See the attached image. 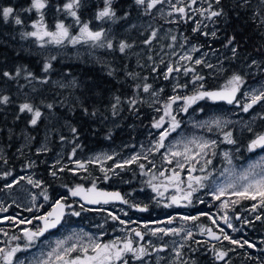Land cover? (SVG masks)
Here are the masks:
<instances>
[{"label": "rangeland", "instance_id": "obj_1", "mask_svg": "<svg viewBox=\"0 0 264 264\" xmlns=\"http://www.w3.org/2000/svg\"><path fill=\"white\" fill-rule=\"evenodd\" d=\"M64 2L65 0L60 5ZM176 2L177 0H171V3ZM208 2L209 0H198L197 4L192 5L191 8H186V15L181 17L178 13L172 12L169 0H164V3L151 9L158 15V18L154 16H146L141 19L136 17L126 24V28L139 24L146 27L149 37L152 31H155L156 36L152 39L163 41L161 46L165 51H161L158 57L152 61L149 69L150 74H148L150 79L155 80L158 78L159 83L157 85L152 84L151 91H156L159 95L153 97L150 91L145 93V97H143L147 112L151 113L148 116L151 125L145 126V132L138 137L131 147L128 148L129 145H125L126 149H122L123 144L103 146L93 148L94 150L86 154H79L76 146L60 144L48 158L50 166L59 167L72 162L74 167L70 170L76 173L81 182L73 186L68 183L64 184L61 191L56 192L54 195L49 193L45 182L38 173L39 169L37 167L43 164L45 155L40 156V161H37L33 156L29 150L28 140L30 134L24 133L23 135V142L18 152L23 157V162L17 166L18 171L13 172L4 162L0 163V208L6 209V211H0V248L15 247L16 245L21 247L22 250L17 252L13 258L14 264H20V261H24L25 264L27 262L26 258L28 260L27 264H36L37 261L48 260L47 254L52 252L53 249L62 251L63 248L70 247L73 244L77 245L78 250L70 253L71 257H83L84 254L79 251L80 247H89L87 255H94L90 248L91 243L110 244L116 242L117 247H122L126 239L133 240L134 247L143 246L146 249V254L140 260H136L131 253H125L122 259L126 260L127 264H180L184 258L183 253L187 242L191 238L199 237L198 234L205 219L215 228L223 229V236L226 234L230 240L240 241L243 244V247H241L230 243L229 240H224L222 237L220 241L208 245L211 259L207 260L208 262L205 264H264V215H262V221L257 222L249 217L248 211L244 210L242 212L238 207L241 204L254 211L253 205L260 198L258 197L256 200L246 199L241 202L243 199L232 195V189H227L225 194L221 195L218 200L214 198V193L218 195L215 189L219 185L227 186L231 183L239 187L247 183L241 177L247 174L249 165H260L262 158H264V149L257 148L250 152L248 145L245 148L247 152L241 157V160H237L235 155V152L240 150L238 141L244 138L242 133H246L249 128L259 124L261 117L264 118V115L260 116V114H264V100L257 102L247 112L243 111V105L251 102V95H258L261 91H264V65L258 63L259 60L256 57L246 59L241 63L240 69H235L231 65L230 59H237L239 62L237 55H234L231 51L232 47L237 49L236 40L229 47L224 45L227 44L229 37L234 36V32L222 34L224 17L215 18V22H213L195 11L197 8H207ZM190 3L191 0H184L183 4L177 6L182 7ZM29 4L24 7L29 6ZM49 4L50 6L44 10L45 24L49 29H54L56 20L61 19L64 20L66 25H71L70 33L72 35H78L79 26L74 25L72 18L56 12L55 6L58 3L49 1ZM250 4L254 7L251 10L252 16L255 13V18H259L261 23L258 24H261L260 29L262 31V28H264V23H262L264 21V10L261 9L260 0H252ZM9 6L13 7L12 5ZM24 7H13L23 21V24L20 25L21 33L34 31L35 29L31 28V24L39 19V14L35 11L32 13L20 11ZM102 7L103 4L100 8ZM214 7L217 6L214 5ZM98 9L93 12L90 19L83 22L90 21L92 30H99L101 27L106 29L107 39L111 40L116 35L112 34V22L96 21L94 14ZM170 12L171 15H169ZM189 17L191 18L189 19ZM197 22H201L200 33L192 31ZM204 25L207 27H204ZM212 31H216V37L211 36ZM204 32L209 33V35H203ZM172 37H176V39L173 40ZM25 39L27 40L23 42V45L28 48L38 45L39 48H46L50 52H67L68 55L74 56L81 52H88V54L92 52L91 42L85 43L82 41L73 45L65 41L61 45H55L47 43V37L44 38V41H37L35 37ZM41 44H43L42 47ZM194 45L199 51H192ZM186 55H191L192 60L181 59L182 56ZM197 59L202 60V63L195 64ZM253 60L257 61L259 66L252 65ZM149 61L151 60L146 63L151 64ZM207 65H211V67ZM168 66L178 67L181 71H174L170 74L167 80V90L163 95L165 84L162 81L165 80L164 73L167 71ZM184 68H190L193 71L185 74ZM233 74L240 75L243 78V83L240 85L238 95L232 104L216 103L205 98L189 107L187 112H183L180 110L183 107V101H177L172 106V114L176 117L180 126L166 137L164 147L159 150L156 149V143L159 141L162 129L153 128L152 125L164 114L163 105L169 97L173 95L191 96L197 90L204 91L212 87H226ZM195 76L206 78L207 81L203 79L195 80ZM142 78L145 79L146 76L144 75ZM58 82L65 84L69 82V79L62 78ZM155 82L157 81L155 80ZM147 83L149 84V82ZM207 83L211 86L207 87ZM177 85L180 87H177L174 92L173 88ZM200 85H203V88H200ZM161 89H163L162 92ZM245 93L249 95L246 96ZM157 109H160V111H157ZM217 120L220 121V126L214 123ZM169 123L170 118L165 117L162 128L168 127ZM228 132L232 134L231 138L235 143L229 144L225 141L224 134ZM262 134H264V128ZM48 135L47 132L44 133L43 139L34 146V151L42 146L47 148ZM256 136L257 134L250 142ZM194 138L214 140L216 141L214 147H222L220 149L210 148L207 150V155L187 161L183 155L174 157L170 154V149L174 152L184 153L187 144L191 149L189 155H195L199 150L195 145L188 144V141ZM74 148L75 152H73ZM225 152L229 154L231 164L225 159ZM141 155L147 156L149 159L146 164L144 160H140ZM0 156L5 157L3 149H0ZM133 156L138 157L134 163L139 162L137 166L139 172L142 173L143 182L136 190L128 189L124 191L126 199L124 204L86 206L78 199L69 196V189H73L77 185L94 184L100 187L112 188L107 184L99 185L96 175L89 174V169L92 168L91 166L88 167V163L99 167L103 174L102 177H113L119 173V169L122 170L124 165L129 164L125 161L131 160ZM107 157H111V159ZM207 160H211V164H206ZM57 161L59 162L57 163ZM178 161L184 165L183 168L177 166ZM77 162L83 163L84 168L77 167ZM148 162L150 164H147ZM117 164L123 165V167H117ZM141 165H143V168H141ZM201 168L204 170L201 171ZM50 169L52 168L50 167L47 170L50 171ZM190 169L192 170L190 171ZM254 171L260 173L262 167L257 166ZM5 173H11V175L5 176ZM161 173L164 175H161ZM174 173L179 174L178 180L170 179ZM190 176L207 177V179H202L201 185L203 186H200L194 181H190ZM21 177L24 179H21ZM28 178L39 181L40 186L35 187L33 184L28 183ZM85 181H88V183ZM189 183H192L196 191L192 193L189 199H184L190 191ZM6 184H12V187L7 188L5 187ZM198 190H201V193H198ZM206 190L208 191L206 201L208 207L205 206V201L201 197V195L205 196L207 194ZM42 193L47 194V201H45ZM194 193H197L198 196L193 195ZM34 197L35 199H33ZM173 197L178 200V203H172ZM56 200H62L66 203L67 213L62 224L38 237L30 247L25 248L28 242L23 238V230L26 228L32 231L39 229L40 222L36 217L46 213ZM150 201H155L157 204L154 210L149 207ZM233 201H236V203H233ZM199 203H203L204 208H199ZM135 204H142L147 209H145V212L133 210L132 206ZM222 204H227V207L222 208ZM69 205L71 207H68ZM72 212H78L79 215H72ZM105 215L113 221L112 228L103 221ZM209 216L212 219H209ZM113 217H116V219H113ZM184 217H196V219H184ZM225 217H227V220H225ZM22 220H32V223H20ZM213 220H215V223H213ZM229 223L231 227H229ZM156 229H164L165 232H156V235H153L152 232ZM170 229L175 230V232H169ZM107 231H112L113 234L104 235ZM137 231L142 234L143 239L135 235ZM13 236L20 237V239L12 240L11 237ZM57 241L65 242L62 248H57ZM245 241L253 244L254 247L249 248L248 244L244 243ZM159 249H163V251H159ZM219 251L227 253L223 260L216 259V253ZM51 260L52 264H58L55 261V254H53ZM0 264H3L2 260H0ZM112 264H122V261H113Z\"/></svg>", "mask_w": 264, "mask_h": 264}, {"label": "trees", "instance_id": "obj_2", "mask_svg": "<svg viewBox=\"0 0 264 264\" xmlns=\"http://www.w3.org/2000/svg\"><path fill=\"white\" fill-rule=\"evenodd\" d=\"M49 1L61 4L64 0ZM251 1L249 0V4L244 7L237 6L241 0H222L221 2V7L227 13V19L224 18V29L221 30L222 34L234 32L236 38L238 51L235 55L239 62L237 59L229 60L235 69H240L241 63L246 59L255 57L259 60L258 63L264 65V33L261 34L264 28L261 31V24H258L261 23L259 18L252 16L251 10L254 7L250 4ZM29 3L30 0H0V7L12 5L18 8ZM84 3L86 6L78 11L82 21L90 19L93 12L101 7L102 0H84ZM260 6L264 10V4ZM114 7L118 16H124L127 12L128 17L111 23L112 34L118 35H114L111 39L113 49L90 45L92 49L90 54L81 52L76 56L68 55L67 52H50L46 48H39L38 45L33 48L25 47L23 42L27 39L21 38L20 25H15L12 21L5 24L0 19V95L10 97L8 104L0 105V149L5 152V157L0 156V163L4 162L13 172L18 171L17 166L23 162V157L18 154L23 135L30 134L29 150L33 156L40 161V156L45 155L43 164L38 165L37 168L51 195L61 191L64 184L73 186L81 182L76 173L70 170L74 167L72 162L59 167L50 166L48 158L60 144L76 146L79 154H85L93 148L111 145L125 144L129 145L127 146L129 148L145 132V126L151 125L148 119L151 113L147 112L146 103L144 105L145 93L142 85L147 82L151 86L159 83L158 78L155 82L148 77V74H150L152 61L161 51L165 52L161 46L163 41L152 39L150 44L145 45L143 41L149 38L146 27L139 24L126 28V24L136 17L158 18V15L153 10H146V4L135 5L134 0H115ZM121 41L131 44L132 47L121 53L118 50ZM53 56L55 59H52ZM148 60H151L149 61L151 64L146 63ZM45 63L51 64L48 72L43 71ZM17 68L21 69L19 77H15ZM110 70L114 72V75H108ZM4 71L12 73L15 78L9 80L4 77L2 75ZM29 72L36 79L27 78ZM128 73L135 74L136 78L133 79ZM144 75L147 79L142 78ZM62 78H68L69 82L65 84L58 82ZM41 80H47V83H41ZM203 80L207 81L206 78ZM162 82L165 84L163 91L165 95L168 81ZM137 84L141 85L140 89L135 88ZM206 86L211 85L207 83ZM116 96L120 97L121 103L113 114L111 105L115 103ZM133 98L137 99L135 105L127 103ZM25 102L31 103L42 112V117L35 127L29 124L31 114L19 113V105ZM47 104H52L53 108H47ZM84 108L88 109L87 114ZM94 111L96 115H92ZM72 127L77 129V134L74 135L71 132ZM263 128L264 118L261 117L259 124L251 127V131L248 129L246 133H242L244 138L238 141L240 150L235 152L237 160H241L247 152L245 148L250 140L256 134H262ZM45 132L49 134L47 151L38 153L34 151V146L43 139ZM61 136L65 137L64 141H61ZM138 163L126 164L122 170L119 169L117 175L105 178L102 177L99 167L88 163V167L92 168L89 169V174L96 175L99 185L107 184L123 191L136 190L143 182ZM50 167L52 169L48 171ZM61 168L64 170L60 171ZM53 171L56 172V176L51 175ZM85 182L88 183V181ZM244 200L246 199L241 202ZM255 205L254 211L245 205L239 204L238 207L242 212L248 211L249 217L257 222L262 221L264 207L260 206V200L256 201ZM149 207L154 210L157 204L155 201H150ZM257 216L260 219H257ZM103 221L112 228L113 221L106 215ZM112 233L107 231L104 235H112ZM209 244L213 242L204 237L191 238L186 244L184 258L180 264L208 262L207 260L211 259Z\"/></svg>", "mask_w": 264, "mask_h": 264}, {"label": "snow or ice", "instance_id": "obj_3", "mask_svg": "<svg viewBox=\"0 0 264 264\" xmlns=\"http://www.w3.org/2000/svg\"><path fill=\"white\" fill-rule=\"evenodd\" d=\"M198 0H191L190 4H185L182 7H178V4H183L184 0H177L176 3H171V0H169L170 7L172 9V12L178 13L181 17L186 15V8H191L192 5L197 4ZM222 0H209L208 7L207 8H197L195 9L196 12H198L201 16L205 17L207 20L215 22V18L218 17H224L225 20L227 19V13L225 12L223 7H219L221 5ZM115 0H102L103 7L99 8L95 14L94 19L99 22H105L110 21L112 23H116L118 20L127 19L128 13L125 12L124 16H118L117 11L114 7ZM135 5L137 6H144L146 4V10H151L156 7L158 4L164 3V0H134ZM261 4H264V0H260ZM249 4V0H241V2L237 5L239 7H244ZM217 6V7H214ZM50 6L49 0H30V4L27 7L22 8L20 11L26 12V13H32L35 11L39 14V19L36 20L31 24V28L35 29L34 31H25L21 33V38H27V37H35L37 41H44V38L47 37V43L55 44V45H61L65 41L70 42L71 44L75 45L80 42H91V44L95 47H107L108 49H113V43L111 40L107 39V30L104 28H100L99 30H92L90 28V21L89 22H83L78 14V11L86 6L84 3V0H65V2L60 5L57 4L55 6L56 12L63 13L66 17L72 18L74 25L79 26V34L78 35H72L70 33V27L71 25H66L64 20L57 19L54 24V29L50 30L49 27L45 24V14L44 10ZM172 13L170 12L169 15ZM191 17H189L190 19ZM255 18V13L254 17ZM0 19L7 24L10 21H12L15 25H22L23 21L16 10L11 6H4L0 7ZM264 23V21H262ZM204 27H207L204 25ZM201 28V22H197L196 27L192 29L194 33H200ZM203 35L207 36L209 33L204 32ZM217 33L216 31L211 32L212 37H216ZM156 36V32L152 31L151 36L148 39H145L143 43L145 45L150 44L152 38ZM173 40L176 39V37H172ZM235 36L229 37L228 42L225 47H229L235 43ZM43 44H41V47ZM132 47L131 44L126 43L125 41H121L118 46V50L121 53H124L126 49ZM171 47V45H170ZM192 51H199V49L194 45L192 47ZM231 51L235 55L237 49L236 47H232ZM52 59H55L53 56ZM151 59V57H149ZM181 59L186 60H192L191 55L182 56ZM202 63V60L197 59L195 60V64L199 65ZM252 65L259 66L257 64V61L253 60ZM208 67H211V65H207ZM51 68L50 63H45L43 65V71L48 72ZM179 72L181 71L180 68H174L172 66L167 67V71L164 73V79L168 80L169 76L173 72ZM183 71L185 74H187L190 71H193V69L190 68H184ZM21 74V69L17 68L15 72V77H19ZM2 75L9 80L14 79L12 73L8 71H4ZM108 75H114L113 71H109ZM130 77L133 79L136 78L135 74L128 73ZM27 78L30 79H36V77L31 73H27ZM147 79V78H145ZM195 80H202L203 77L201 76H195ZM41 83H47V80H41ZM75 83V82H73ZM243 83V78L238 74H233V76L230 78V80L227 82V86L220 90V91H200L197 90L193 95L191 96H179V95H173L168 98V101L164 103L163 105V111L164 114L160 116L159 120L155 121L152 125L153 128L156 129H162L160 132L159 141L156 143V149L159 150L160 148L164 147V141L166 137L171 132H174L179 126V122L176 120V117L172 114V106L177 102L182 100L183 101V107L180 109L183 112H187L189 107H191L193 104H195L199 100H203L205 98L210 100H225L228 104H232L234 102L235 96L237 91H239L240 85ZM61 87H64V85H60ZM180 87L177 85L173 88V91H176V88ZM186 87V85H185ZM136 89H140L141 85L137 84L135 85ZM200 88H203V85H200ZM152 89V86L148 83H144L142 85V90L144 93H149ZM161 92L163 89L160 90ZM151 95L153 97H157L159 94L156 91H151ZM245 95H249L248 93H245ZM115 103L111 105L113 109V114H115V110L117 106L121 103L120 97L116 96L114 97ZM264 100V91H261L258 95H251V102L243 105V111L247 112L250 108L253 107L257 102ZM10 102V97L8 95H0V105L8 104ZM130 105H135L137 103V99H129L127 101ZM47 108L52 109V104H47ZM84 112L87 114L88 109L84 108ZM157 111H160V109H157ZM19 113H29L31 114V119L29 121V124L33 127H35L38 124V121L42 117V112L39 108L34 107L31 103L25 102L21 103L19 105ZM92 115H96V112L94 111ZM165 117L170 118L169 126L166 128H162V125L165 123ZM214 123L217 126H220V121H214ZM203 126V125H201ZM249 131H251V128H249ZM71 132L75 135L77 134V129L75 127L71 128ZM225 141L229 144L235 143V141L231 138L232 134L230 132L224 134ZM61 141L65 140V137H60ZM188 144L195 145L196 148L199 150L195 153V155H189L191 152V149L185 145V151L184 153L180 152H174L170 149V154L174 157L176 156H184V159L187 161L189 159H196L197 157H202L207 155V150L210 148H213L216 145V141L214 140H205V139H192L188 141ZM257 148L264 149V134H259L256 136L255 139H253L249 145L248 150L251 152ZM41 151H47L46 147H41L40 149H37V152ZM73 152H75V148L73 149ZM215 154V153H213ZM224 157L227 160L229 164H231V159L229 158V154L227 152L224 153ZM108 159H111V157H107ZM138 157L133 156L131 160L125 161V163H131L137 160ZM167 159V157H165ZM59 161H57L58 163ZM171 163V161H169ZM206 164H211V160H207ZM117 167H123V165L117 164ZM177 166L180 168H183V164H181L179 161L177 162ZM257 166L262 167V171L260 173H256L254 169ZM77 167L83 169L84 164L77 162ZM141 168H143V165H141ZM64 169L61 168L60 171H63ZM192 169H190L191 171ZM201 171L204 169L201 168ZM227 171V170H226ZM5 176L11 175V173H5ZM52 176H56V172L53 171L51 173ZM161 175H164L161 173ZM252 177L251 179L249 177ZM21 179H24L21 177ZM170 179L178 180L179 174L174 173L173 177ZM207 179V177H191L190 181H194L197 185H201V180ZM241 179L247 181V183L240 185L239 187L235 184L229 183L227 186L219 185L216 187L215 192L218 193L216 195L214 193V198L219 199L221 195H224L227 189H232V195L239 197L241 199H251L256 200L258 197L260 198V206L264 207V158H262L261 164H250L249 170L247 174L243 175ZM28 183L33 184L35 187L40 186L39 181H33L31 178H28ZM5 187L11 188L12 184H6ZM189 189L190 191L187 193V195L184 197V199H189L193 192L196 191V188L192 186V183H189ZM155 191V188L153 189ZM88 193L94 194V197L90 198L88 196H82V194L85 192V189L82 187H77L75 189H69V192L71 196H82V198L87 199L88 203H99L100 197L105 198H111L119 200L121 199L119 193H104V192H97L95 190V187L88 189ZM44 196L45 201L48 200V196L46 193H42ZM35 199V197L33 198ZM105 203L108 202V199H104ZM172 203H178V200L173 197ZM233 203H236V201H233ZM68 207H71L70 205ZM221 207H227V204H222ZM64 208L65 205L60 201L57 200L55 205H53V209L51 212H48L46 215H41L36 217V219H39L44 222V226L42 228H39L35 231L24 229L23 230V238L27 240V244L25 245V248L30 247L35 240L43 236L44 233L49 228L56 227L57 224L60 223L61 217L64 215ZM256 205H253V210H255ZM141 211H144L145 209H140ZM0 211H6V209L0 208ZM31 211V209H29ZM72 215H79L78 212H72ZM113 219H116V217H113ZM184 219H196V217H184ZM209 219H212L211 216H209ZM257 219H260L259 216H257ZM225 220H227V217H225ZM123 223V221H121ZM20 223H28L31 224L32 220L27 221H20ZM171 223V221H169ZM213 223H215V220H213ZM229 227H231V224L229 223ZM169 232H175V230L170 229ZM223 232V229H221ZM156 232H165L164 229H156L152 232L153 235H156ZM208 235L211 236L213 239L219 240L220 237L216 236L215 233L211 231V229L207 230ZM167 234V233H165ZM135 235L139 237L140 239H143V236L140 232H135ZM190 235V233H189ZM12 240L20 239V237L13 236L11 237ZM224 240H229L230 243L237 244L241 247H243V244H241L240 241L236 240H230L228 235L223 236ZM64 241H57V248H62L64 245ZM244 243L248 244V247H254L253 244L248 243L245 241ZM91 251L94 253V255H87L89 247H80L79 251L83 253V257L76 256L71 257L70 253L75 252L78 250L77 245L73 244L70 247L63 248L62 251H57V249H53L52 252L48 253V260H40L37 261L36 264H52V256L55 254V261L58 262V264H112L113 261H122V264H127L126 260H123V255L125 253H131L133 257L136 260H140L145 254L146 249L141 247H134L133 241L128 239L123 242L122 247H117L116 242H112L110 244H100L93 242L90 245ZM22 249L19 245H16L15 247H9V248H0V260H2L3 264H14L13 258L15 257L17 252H20ZM159 251H163V249H159ZM179 255V253H177ZM227 255L224 251H219L216 253V259L223 260L224 257ZM20 264H24V261H20Z\"/></svg>", "mask_w": 264, "mask_h": 264}, {"label": "water", "instance_id": "obj_4", "mask_svg": "<svg viewBox=\"0 0 264 264\" xmlns=\"http://www.w3.org/2000/svg\"><path fill=\"white\" fill-rule=\"evenodd\" d=\"M224 88H225V87H217V88L207 89V90H204V91H220V90H222V89H224ZM237 92H238V91H237ZM236 95H237V93H236ZM235 97H236V96H235ZM216 101H218V100H216ZM223 101H225V100H223ZM225 102H227V101H225ZM93 186L95 187V190H96L97 192H104V193H119L121 199L116 200V199H111V198L100 197V198H99V199H100V202H99V203H88V202H87V199L82 198V196H88V197H90V198L94 197V194H92V193H88V191H87L88 189L93 188ZM77 187H78V186H76L75 188H77ZM79 187H82L83 189H85V192L82 194V196H75V198L79 199L83 204L96 206V205H99L100 203H105V202H103L104 199H108V202H107V203H109V202L123 203V202H124V197H123L122 192H121L120 190H117V189H105V188L98 187V186H96V185H88V186H86V185H79ZM75 188H74V189H75ZM70 196H71V194H70ZM71 197H73V196H71ZM61 202H62V201H61ZM62 203H63V202H62ZM63 204H64V203H63ZM53 205H55V204H53ZM53 205L50 207V209H49L48 212H51V211H52V209H53ZM64 205H65V204H64ZM140 209H146V207H145L144 205H142V204H136V205L133 206V210H136V211H140V212H142ZM48 212H47V213H48ZM64 212H65V208H64ZM47 213H46V214H47ZM46 214H44V215H46ZM62 217H63V216H62ZM62 217H61V219H60V223H61ZM39 221H40V225H41V228H42V227L44 226V222L41 221V220H39ZM60 223H59V224H60ZM59 224H57L56 227H57ZM54 228H55V227H54ZM54 228H49L48 230H51V229H54ZM208 229H211V231H212L213 233H215L216 236H218V237H220V238L222 237V232H221V231H219V230L213 228L212 225L208 224V225L205 227V231H204L203 233H201V235H202L203 237H205L206 239H208L209 241H217V240H216V239H213L211 236L208 235V232H207ZM263 243H264V238H263Z\"/></svg>", "mask_w": 264, "mask_h": 264}, {"label": "flooded vegetation", "instance_id": "obj_5", "mask_svg": "<svg viewBox=\"0 0 264 264\" xmlns=\"http://www.w3.org/2000/svg\"><path fill=\"white\" fill-rule=\"evenodd\" d=\"M199 192L201 193V190H198V193H199ZM206 193H207V194L204 196V201H205V206L208 207V204L206 203V201H207V195H208V191H207V190H206ZM193 195L198 196L197 193H194ZM201 196H202V195H201ZM199 206H200V205H199ZM199 223H200V222H199ZM202 225H203V224H202ZM203 227H204V226H201L199 233H202V232H203V231H202V230H203ZM132 241H133V240H132Z\"/></svg>", "mask_w": 264, "mask_h": 264}]
</instances>
